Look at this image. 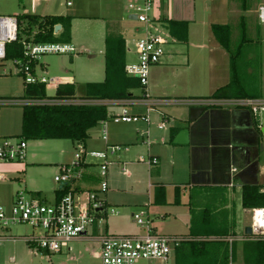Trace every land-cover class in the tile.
Listing matches in <instances>:
<instances>
[{
    "label": "rangeland",
    "instance_id": "rangeland-1",
    "mask_svg": "<svg viewBox=\"0 0 264 264\" xmlns=\"http://www.w3.org/2000/svg\"><path fill=\"white\" fill-rule=\"evenodd\" d=\"M115 1L121 3L122 6L123 0ZM86 2L94 6L98 5V8H86ZM86 2L79 3L76 0H71V6L69 7L80 8V14L95 16L78 18L73 22V41L71 39L70 43L74 44V51L43 54L40 56L37 65V72L40 76L58 77L61 80L63 79L64 82H70V78H72L77 95H83L88 82L100 81L105 77L104 54L100 51L101 47L104 48L105 45V41L100 37L102 32L106 31V34L110 31L123 32L126 39L131 42L132 37H136V29L139 26V23L136 20H131L129 13L123 9L122 15L124 13L126 20L120 17V20L110 23V27H105L108 13L100 8L102 0H86ZM194 2L195 16L189 24L191 40L181 42L176 39L172 43L173 39L169 38L170 43L164 46L165 54L168 53L177 60L197 58L203 65L205 72L206 67L209 68V58L212 56L216 64L210 70L216 72L217 69H222L220 66L222 60H227L229 65L230 56H224L222 59L221 55L217 53L218 51L215 49L217 39L214 37L211 24L219 23L231 26V44L232 48L235 49L241 40L245 23V37L249 42L246 46V52L244 51V55L238 59L240 65L246 67L243 72V82L247 83L249 87L260 84L259 89L261 90L257 87H251L254 89H252V92L264 96V24L260 22L258 16L259 7L264 0L255 3L249 2V9L246 11L242 9L240 0H194ZM0 4L5 8H9L14 4L21 5L22 3L19 0H0ZM111 14L115 18L116 12ZM25 84V76L15 67L13 60L0 61V97L25 98ZM207 86L209 87V84ZM207 86L204 85L205 88L203 89L205 90ZM55 92V85H46L48 97L55 96ZM184 107L187 106L181 107L182 109H178L180 106H172L161 108L159 111L154 110L151 113L150 125L144 122L130 124L128 126L133 128L129 130L128 137L119 138L114 142L110 133L112 128H120L126 124H119L122 122L116 123L111 119H109L107 125V143L103 139V126L101 123L91 129V137L86 146L84 144H74L70 139L28 140L27 162L30 163L28 167L32 168L28 173H24L25 170H21V168H10L18 171V174H15V177L18 178H10L9 176L5 180V184H0V195L4 194L2 187H7V190H9L8 185H10L12 189L11 198H14L16 193L23 189L27 192L28 199L52 203L53 190L59 186V183L55 181V176L59 174L61 166H72L74 164L76 153L81 151L87 154L92 152L110 153L112 148L120 147L121 150L119 149L120 151L117 152L114 160L121 162L122 166L127 168L128 173L120 172V174H108L106 177H102L99 167L93 164L96 166L94 173L97 178V189L101 180L107 182L108 191L105 197L110 207L115 208L117 211V214L114 215L109 213L105 223L99 227V231L100 233L106 232L105 226H107L108 234L140 235L143 233V229L133 222L132 214L141 212L146 206H135L134 204L146 203L149 183L158 179L168 182L175 175V169L170 160L164 162V159H162L160 165L153 166L152 171H150L148 165L151 159L156 157V149L163 144L161 136L169 133L171 127L179 128L181 124L185 123L184 118L178 114V110H186ZM131 108L137 107L130 106V112ZM22 112L23 106L21 105L0 107V137L10 135L21 137ZM164 114L171 121L163 129H160L159 125L164 121ZM262 125L264 126V115ZM107 144L109 145L107 146ZM107 147H109L108 151ZM262 156H264V151ZM156 158L158 159V157ZM86 161L97 163L99 159L89 156ZM155 169H159V176L154 173ZM56 170L59 171L58 174H56ZM76 172L74 177H76ZM137 177L141 178L139 180L142 181L141 184L145 183L141 185L139 181L136 182ZM260 180L264 182V176ZM239 184L235 181V186L226 188L230 198L233 197L237 200L241 191ZM34 187H39V189ZM39 190L41 191L40 194L34 192ZM12 202V200L4 201V199H0V206L10 208ZM234 203L236 204L234 205ZM234 203L228 205L227 210L238 217L239 223L235 228L236 233H245V227L252 224V214L241 206L240 199L237 202L234 201ZM154 210L157 209L154 208L153 211L151 209L149 219H153L157 232L161 233L159 232L162 229V227L160 229L161 224L164 227L166 225L171 226L172 220L163 222L162 219L158 218V215H154ZM193 218L192 214L186 219H180L176 223L177 229L184 228L186 230L185 224L191 222ZM41 233L40 229L26 224L0 227V236L5 237L0 242V264H96L99 261L100 246L94 240L77 239L64 243L59 251L44 252L36 243L26 240L29 236H40ZM225 236L207 238L220 239ZM242 247V241L235 242L234 262L236 264H245ZM137 264H174V260L172 257L168 262L142 259Z\"/></svg>",
    "mask_w": 264,
    "mask_h": 264
},
{
    "label": "crops",
    "instance_id": "crops-1",
    "mask_svg": "<svg viewBox=\"0 0 264 264\" xmlns=\"http://www.w3.org/2000/svg\"><path fill=\"white\" fill-rule=\"evenodd\" d=\"M76 1L79 3L86 2V0ZM161 1L162 2L158 3V7L155 11V16L159 24L168 32L169 38L173 39L172 43H174L176 39L181 42H189V40H191L189 34V24L194 20L195 16L194 0ZM19 2L22 4H14L9 8H5L0 4V16L16 17L20 14L69 16L72 19V41L73 22L82 17H95L80 14V8H69L71 4H68V2H71V0H19ZM85 5L88 6H85L86 8H98V5L94 6L89 2H86ZM100 8L108 13L105 27H110V23L120 20V17L126 20L124 13L122 15V10L125 9L124 0L122 2V6L121 3H118L115 0H102ZM114 12H116L115 18H113V15L111 14ZM172 23L175 25H172ZM213 24L219 23H212L211 29ZM171 27L175 30V32H171ZM136 30L137 35L136 37H132L131 42L126 39L123 32H116L121 34L126 40L127 64L133 63L137 60L136 41L142 34L140 23ZM100 37L105 41L106 31L102 32ZM170 39L168 43H170ZM70 45L74 46L73 43ZM215 46V49L218 51L217 53L221 55L222 59L224 56H229L228 53L226 55V49L223 48L218 40ZM100 51L104 54L105 45L104 48L103 46L101 47ZM214 64H216L215 60L212 56H210L209 68L206 67L205 72L203 65L197 58L193 60L189 58L177 60L175 57L173 58L172 55H168V53H166L160 63L151 67L147 91L151 96L158 99L210 97L218 88L226 85L230 81V69L228 68H231V60L229 59V65L227 60H222V65H220L222 69H217L216 72L210 70L214 67ZM35 70L38 74L37 66ZM73 81L74 80L72 78H70V82H64L62 79L60 83H73ZM208 84L209 87L207 86ZM204 85L207 86L205 90L203 89L205 88ZM55 86L57 87L58 84ZM138 94L141 95L142 92L140 91ZM257 97L264 96L260 95ZM172 106H180L178 109H182L185 105H166L161 108L163 109ZM136 107L137 108H131L132 113L141 114L145 112V108L143 106L138 105ZM109 109L111 114H115L120 110L117 106H111ZM184 109L186 110H178V114L180 117L184 118L185 123L181 124L179 128L171 127L169 133H165L161 136L163 144L161 147L156 149L155 154L156 157H158V163H150L148 165L150 171H152L153 166L160 165L162 159H164V162L166 160H170L173 168L175 169V175L168 182H163L158 179L149 183L146 203L141 202L135 203L134 205L147 207H144V210L147 211L146 219L148 220H150L149 216L151 215V209L153 211L154 208L157 209L154 210V215H158V218L162 219L163 222L166 220H172L171 226L166 225V227H164L163 224H161L160 229L161 227L162 229L159 231L161 233H158L156 226H154V221L151 219L150 224L156 234H174L198 239L225 235H241L243 233L238 234L235 231V228L239 223L238 217L233 212L229 213L227 206L234 203V201H239V199L241 206H243V185L264 184V182L260 180V178L264 176V156H262L264 151V132L262 129H264V126L262 128L258 127L252 114L243 109H210L213 114L212 119L210 121H200V123H192L190 121V108L187 106L184 107ZM170 121L171 120L169 119V123ZM119 124L126 125L121 126L120 128H112L110 133L113 137L111 138L113 142L117 141L119 138L128 137V134H130L129 130L133 128L128 125L138 123ZM224 127L229 129V134L224 135L221 131H219ZM185 128L192 130L190 143L175 144L173 142L175 136L180 130ZM90 131L87 141L91 137ZM10 136L17 137L14 135ZM87 141L84 144L85 146ZM107 142L108 140L106 143ZM73 143L76 144V142ZM108 145L109 144H107V146ZM108 149L109 147H107V151ZM120 150H117L116 153L110 155V159L115 162L113 166L116 169L110 170L109 174H120V172H122V163L114 160L115 155ZM99 163L100 160L97 163H91L86 161L85 158V161L82 163L80 169L81 177L72 179V182H70L69 185V190H75L80 197L84 198L88 191L97 189V178L94 173L96 166L93 164L99 167ZM29 164L30 163L26 160L25 164L11 168H21V170H25L24 173H28L30 168H32L30 166L28 167ZM239 167H243L242 169H245L244 174H241L240 176L239 173L242 169H239ZM58 172L59 171L56 170V174H58ZM154 173L159 176V169H155ZM15 174H18V171L11 170L9 173L10 178L17 179L18 177H15ZM140 179L141 178L137 177L136 182ZM235 181L240 183L239 185L241 188L238 195L239 199L237 198V200L233 197L230 198L226 190L227 187H233V185L235 186ZM4 182L5 180L0 181V184L3 185L5 184ZM139 182L141 184L142 181ZM58 183L59 186L54 189V193H52V203L57 201V191L61 189L60 185L63 182ZM143 183L141 185H143ZM8 186L9 190H7V187H2L4 194L0 195V199H4V201H14L15 197L11 198L12 189L10 188V185ZM34 188L39 189V187ZM34 192L40 194L41 191L39 190ZM41 201L42 200H39V202ZM106 203L110 206L107 202V198ZM235 204L236 203H234V205ZM245 209L250 211L249 208ZM192 214L194 218L191 222L185 224L187 231L184 228H180L181 230L177 229L178 226L176 223L179 222L180 219H186V217L191 216ZM106 220L107 217L105 221ZM133 222L137 224L134 220ZM105 227L107 233V226ZM99 229L100 228H95L94 232H98ZM142 229L144 233L145 230L144 228ZM174 254L175 251L171 255L173 260Z\"/></svg>",
    "mask_w": 264,
    "mask_h": 264
},
{
    "label": "built area",
    "instance_id": "built-area-1",
    "mask_svg": "<svg viewBox=\"0 0 264 264\" xmlns=\"http://www.w3.org/2000/svg\"><path fill=\"white\" fill-rule=\"evenodd\" d=\"M125 9L129 17L135 15L136 21L141 24V36L136 41L137 60L126 65L128 75L139 79L143 92L140 96L125 100H89V99H66L57 100L51 97H0L2 106H32L52 104H99L110 108L117 106L119 112L112 114L110 118L101 122L103 126V139L108 140L107 125L109 119L116 123L144 122L150 125L151 113L160 110L166 105H185L191 107H204L210 109H243L249 111L255 119L258 127H263L264 97H197L179 99H158L149 94L147 87L150 80V69L153 65L161 62L164 56V46L169 41L168 32L159 24L155 16L158 3L161 0H124ZM71 4V2H68ZM260 22L264 24V2L259 7ZM18 22L16 17L0 16V61L6 60V45L17 39ZM74 51V46L62 43H25L24 55L29 60H38L46 53H64ZM13 63L21 74L25 76L26 84L44 83L46 85L60 84L58 77L47 78L36 73V67L28 62L14 59ZM141 105L145 112L138 114L129 110L130 106ZM162 112V111H160ZM169 123V118L164 114V121L159 125L163 129ZM28 140L24 137H0V181L9 178L11 167L26 163L28 154ZM120 147L112 148L111 152H92L90 154L81 151L76 153L75 162L72 166H61L56 175L57 182H67L81 177V165L85 158L91 156L100 160L99 168L102 177H106L110 170H115L114 161L110 155L116 153ZM151 164H157L156 157L151 159ZM236 170V169H233ZM76 172V177L74 173ZM121 171L127 173L125 166ZM108 184L101 180L98 189L88 191L84 198L80 197L75 190H68L58 201L43 203L27 198V192L19 190L14 198L12 206L6 208L0 206V227L15 225H30L41 230L40 236H29L27 241L36 243L44 252L59 251L64 243L74 239L84 238L95 240L99 243V261L96 264H137L142 259L161 260L168 262L174 250L182 243L191 240H215L209 238H191L178 235H161L154 233L150 220L146 219L147 211L133 214L134 221L144 228L141 235H115L106 232H94L99 228L106 217L111 213L116 214L115 208L106 203L105 195ZM252 214L251 233L241 235H229L217 239L227 242L230 246L238 241H264V207L250 209ZM97 234V235H95ZM5 237L0 236V242ZM228 264H236L230 258Z\"/></svg>",
    "mask_w": 264,
    "mask_h": 264
},
{
    "label": "trees",
    "instance_id": "trees-1",
    "mask_svg": "<svg viewBox=\"0 0 264 264\" xmlns=\"http://www.w3.org/2000/svg\"><path fill=\"white\" fill-rule=\"evenodd\" d=\"M244 11L248 10L249 2L259 0H240ZM17 39L6 45V60L19 59L28 62L35 68L38 60L25 57V43H62L71 44V17L40 16L35 14H20ZM244 23V20H243ZM62 28L55 31L56 25ZM172 25H175L172 23ZM231 26L229 24H213L212 31L216 39L229 53L231 60L230 81L218 88L213 97H257L251 87L243 82L242 67L239 57L246 52L249 42L245 37V23L241 40L235 49L231 44ZM186 31V30H185ZM171 32L175 30L171 27ZM245 51V52H244ZM127 45L125 38L116 32H107L105 37V77L101 81H90L86 84L83 95H77L74 83H60L56 87L57 100L89 99V100H125L140 96L143 92L139 79L126 72ZM254 90V89H253ZM26 97L48 98L46 84H25ZM108 106L99 104H52L24 106L22 112V137L27 140L70 139L78 144H85L89 131L102 121L111 117ZM69 185L58 190V199L69 190ZM242 204L245 208L264 207V184H245L242 188ZM242 250L245 264H264V241H245ZM174 254V264H228L235 257V243L231 246L221 240H191L177 247Z\"/></svg>",
    "mask_w": 264,
    "mask_h": 264
},
{
    "label": "water",
    "instance_id": "water-1",
    "mask_svg": "<svg viewBox=\"0 0 264 264\" xmlns=\"http://www.w3.org/2000/svg\"><path fill=\"white\" fill-rule=\"evenodd\" d=\"M131 20H136V16L132 15L129 17ZM61 29V25H56L55 27V31L58 32V30ZM212 112L210 110L205 109L204 107H191L190 108V121L192 123H200V121H210L212 119ZM264 132V129H262ZM219 131L222 132V134H229V129L228 128H223L220 129ZM191 134H192V130L191 129H182L178 132V134L175 136L174 138V143L175 144H188L191 141ZM263 148V147H261ZM231 158V157H230ZM243 167H239V169H242ZM243 170V171H242ZM241 172L239 173V176L241 174H244V170L242 169ZM243 179V178H242ZM72 182V180L70 181ZM257 182V181H256ZM68 183L67 182H63L60 185V188L62 189L64 186H66ZM245 233L246 234H250L251 233V226H247L245 227Z\"/></svg>",
    "mask_w": 264,
    "mask_h": 264
}]
</instances>
